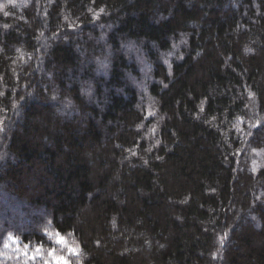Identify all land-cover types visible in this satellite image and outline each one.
<instances>
[{"label": "trees", "instance_id": "16d2710c", "mask_svg": "<svg viewBox=\"0 0 264 264\" xmlns=\"http://www.w3.org/2000/svg\"><path fill=\"white\" fill-rule=\"evenodd\" d=\"M61 237L264 264V0H0V264Z\"/></svg>", "mask_w": 264, "mask_h": 264}, {"label": "rangeland", "instance_id": "374dc122", "mask_svg": "<svg viewBox=\"0 0 264 264\" xmlns=\"http://www.w3.org/2000/svg\"><path fill=\"white\" fill-rule=\"evenodd\" d=\"M59 238H56L54 241V243L56 244V251L54 253L50 252L49 256L51 257L52 262H50L51 264H56V261L54 259V257H63L64 259H66V254H71V248L70 246L65 242L64 244H60L57 243ZM34 254L32 253V256ZM67 260V259H66Z\"/></svg>", "mask_w": 264, "mask_h": 264}, {"label": "snow or ice", "instance_id": "6c2138e0", "mask_svg": "<svg viewBox=\"0 0 264 264\" xmlns=\"http://www.w3.org/2000/svg\"><path fill=\"white\" fill-rule=\"evenodd\" d=\"M57 243L64 244L65 241H64L63 238L61 237V238L58 239ZM35 252H36V253H39V252H40V247H37V248L35 249ZM54 252H55V249H52V253H54ZM24 255L27 256L28 253L25 252ZM31 258H32L33 260H35V259H36V255L34 254ZM54 259H55V261H56V264H69V262H68L66 259H64L63 257H54Z\"/></svg>", "mask_w": 264, "mask_h": 264}]
</instances>
